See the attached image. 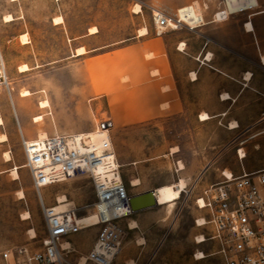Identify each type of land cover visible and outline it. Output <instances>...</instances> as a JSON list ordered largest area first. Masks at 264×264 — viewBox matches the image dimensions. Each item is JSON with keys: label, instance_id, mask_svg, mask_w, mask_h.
<instances>
[{"label": "rangeland", "instance_id": "1", "mask_svg": "<svg viewBox=\"0 0 264 264\" xmlns=\"http://www.w3.org/2000/svg\"><path fill=\"white\" fill-rule=\"evenodd\" d=\"M259 3L257 10L264 9V0H259ZM153 10L178 17V10L172 9L167 0H0V45L11 82L10 89L0 86V118L3 120L0 125V252L21 246L41 249L43 240L48 236L39 191L26 166L24 140H34L42 131L48 135L90 132L100 122L110 118L104 101L97 108L87 102L89 118L78 112L74 105L78 80L67 66L59 65L53 68L54 72L50 70L47 73L60 76L50 93L24 95L25 86L44 84L45 88V70L52 68L49 63L55 62L54 65H57L59 62L56 61L66 55L67 47L72 50L68 36L85 39L87 46L96 48L92 52H97L130 42L144 28L156 33ZM213 12H217L215 19L219 22L211 25H221L233 24L234 20L248 22V14L253 11H245L233 18L227 12L226 5L222 4L219 8L215 7ZM223 13L228 15L220 17ZM201 14L204 17L202 9ZM53 15L60 16L55 19L57 23L64 20L60 28L53 25ZM254 17L255 24L262 30V35L258 36L264 52V15ZM224 19L228 21L223 22ZM188 27L182 22L178 29L167 28L164 32H185L192 39V45H185L184 50L193 54V31H189ZM90 32L94 34L89 35ZM29 40L32 42L23 44ZM201 41L196 38L195 45L199 47ZM80 42L75 41V44ZM231 47L244 57L240 61L244 60L247 72L255 75L252 86L264 92V67L259 64L258 49L250 45L248 38L243 42L241 36L237 35ZM216 53L225 59L236 57L227 47H218ZM25 63L32 68L30 71ZM191 65L193 58L190 55L177 61L183 106L180 112L134 127H113L110 130L122 177L131 196L176 182L181 177L187 182V193L184 192L176 202L167 219V206L156 205L134 212L122 221L126 236L112 264L133 263L130 257L135 256L139 259L138 264H222L219 256L196 258L199 250L209 252L214 248L210 241L199 244L196 241L199 234L206 232V228L196 224L204 212L198 209L196 200L212 183L223 179V170L232 168L236 173L240 172L236 150L242 146L241 139L250 137L243 145L248 152L247 162L252 166H264V126L258 125L245 135L237 136L225 127L226 120L222 124L218 118L207 121L199 119L200 111L220 109L217 93H205V90L213 91L221 80L213 78L201 87H193L191 75L186 79V69ZM19 66L21 72H28L18 75ZM20 86L23 92L14 93V88ZM43 101H48L49 106L41 107ZM242 102L240 111L248 121L257 116L262 108L254 93L246 94ZM261 102L264 103L263 100ZM41 114L44 119L35 121ZM3 138L7 140L2 141ZM173 148L179 152L171 155L170 152L175 153ZM8 152L11 154L10 160L6 155ZM178 161L180 168L176 166ZM181 162L184 169H181ZM16 168L18 176L14 174ZM177 169H181L180 172H176ZM134 178H140L141 184L132 186L131 180ZM60 193L68 195L80 216L89 214L94 224L98 223L97 212L94 211L96 194L91 178L78 176L41 191L45 204L53 207ZM26 212L31 216H25ZM135 220L138 228L132 227ZM32 229L36 231L35 237L31 234ZM101 229L102 225L84 227V233L73 235L77 239L71 246L76 250L68 254L71 264H83V258L87 259ZM85 264L95 263L86 261Z\"/></svg>", "mask_w": 264, "mask_h": 264}, {"label": "crops", "instance_id": "2", "mask_svg": "<svg viewBox=\"0 0 264 264\" xmlns=\"http://www.w3.org/2000/svg\"><path fill=\"white\" fill-rule=\"evenodd\" d=\"M167 2L170 3L172 9L177 10L195 3L200 5L205 17H203V22L197 27H188L189 31H193V54L185 51L186 49H180L182 43H185L186 47L192 45V39L182 31L164 32L161 35H157L154 31L147 29L143 34L138 33L130 42L116 48L97 52H92L96 48L87 46L85 39L80 37L71 38L68 36L67 41L72 45V50L70 51L69 47H67L66 55L56 61L59 62L57 65H54L55 62L49 63L52 64V68L45 70V88H43L44 84H37V87H33L32 85L25 86L24 90H29L31 93H50L56 85V80L60 79L57 73H53V68L59 65L67 66L78 80L76 86V102L74 105L78 109V112H82V116L89 118L87 102L97 108L100 102L104 101L106 111L113 122V127H134L181 111L183 108L182 91L178 76L179 69H177V61L186 55H190L193 58V65L186 69V79L189 78L192 72L197 73V79H191L193 87L195 85L201 87L207 84L209 79L219 78L221 80L214 87L213 91L208 90V88L205 90V93H217L216 98L220 105V109L217 111L204 110L213 116L212 119L218 118L222 124L226 120L225 127L237 136L245 135L247 131L258 125L264 126V103L261 102V100L264 101V92L259 87L252 86L251 81L255 76L254 74L250 81L245 79L246 74L251 71L247 72L244 60L240 61V58L244 59V57L238 50L231 47L235 42L236 35L238 37L241 36L243 42L248 38L250 45L254 49H258L259 64L264 67L261 59L264 52H262L258 36L262 35V30L260 26L257 27L255 24V17L253 18L255 31L248 32L246 29L247 21L240 23L239 20H234L233 24L211 25L219 22L215 19L217 12L213 11L215 7L219 8L222 4L225 6L224 0H167ZM244 13H233L231 16L235 18ZM225 15H228V13H223L220 17ZM262 15L264 13L258 16ZM248 16L249 21L251 18L250 13ZM58 17L60 16L53 15L52 22L55 27L60 28L64 20L61 23L55 22V19ZM61 18L63 19L62 16ZM226 21L228 20L224 19L223 22ZM91 34L94 33L90 32L89 35ZM196 38L202 40L199 47L195 45ZM78 40L79 42L80 40L82 41L75 44V41ZM31 42L29 40L27 43L23 42V44H29ZM220 46L227 47L236 57L225 59L218 56L216 52ZM79 48L83 49V52H79ZM210 52L213 54L212 60H207L206 57ZM234 59L236 60L234 61ZM21 66L18 67V75L32 69L28 65L30 69L21 72ZM37 67H40V65H37ZM50 70H53L51 72L53 74H47ZM14 89V93L23 92L22 86L19 88L15 87ZM226 92L230 93L231 98H222V94ZM248 93H254L260 101L258 105L262 106L257 116L250 121L246 120L240 111L243 104L242 101ZM233 120H237L240 127L230 129L229 125ZM258 134L259 132L252 135L251 138ZM249 139L250 137L241 139L240 145L242 146H239L236 150L241 168L240 172L236 173L232 168H229L236 174H240L242 169H245L247 172L264 169V166H252L251 163L247 162L248 152L243 145ZM242 148L245 152L243 157H241L242 154L240 152ZM177 152H170V154H176ZM176 166L180 168L179 161ZM246 166H248L249 170ZM178 170L180 172L181 169ZM79 233H84V231L81 230L74 235ZM75 239H77V236L73 237V235L68 238L71 246L74 245ZM73 250H76V248ZM130 259L133 261L130 264L139 263V259L136 256L133 258L130 257Z\"/></svg>", "mask_w": 264, "mask_h": 264}, {"label": "built area", "instance_id": "3", "mask_svg": "<svg viewBox=\"0 0 264 264\" xmlns=\"http://www.w3.org/2000/svg\"><path fill=\"white\" fill-rule=\"evenodd\" d=\"M153 20L157 35L167 28L182 26L177 17L160 10H153ZM0 86L11 88L1 45ZM98 128L109 133V138L99 144L90 134H54L24 140L26 166L39 191L48 236L41 249L21 246L1 250L0 264H71L68 254L73 249H64L63 242L83 230L76 220L78 209L71 206L67 212L58 213L53 206L45 204L41 191L78 176H87L93 182L94 209H98V203L104 206L99 212L98 225H102V229L87 260L95 264L113 263L126 236L122 221L134 211L110 135L113 122L109 118L100 122ZM230 170L231 176L223 170V179L212 183L196 200L198 209L204 211L201 217L204 222L199 225L196 220L198 227L206 228L203 233L206 240L202 243L210 241L214 246L213 250L205 252L206 258L219 256L222 264H264V169L254 172L242 169L240 174Z\"/></svg>", "mask_w": 264, "mask_h": 264}, {"label": "bare ground", "instance_id": "4", "mask_svg": "<svg viewBox=\"0 0 264 264\" xmlns=\"http://www.w3.org/2000/svg\"><path fill=\"white\" fill-rule=\"evenodd\" d=\"M224 2H225V5H226L227 12L229 14L252 10L253 12L250 14L251 20H249L246 23V29H247L248 32L255 31V26H254V23H253L252 19H253L254 16H257V15H260V14L264 13V9L257 10V8L260 7L259 0H224ZM177 18L179 19L180 22H184V23L188 24L192 28L199 26L203 22V15L201 14L200 5L198 3H195V4H192V5H189V6H186L184 8L179 9ZM146 31H147V29L144 28L141 31V34L145 33ZM185 45H186L185 43H182L180 45V49L184 50V46ZM79 52H83V49H79ZM212 56H213V54L210 52L207 55L206 59L207 60H212ZM261 59H262V62L264 63V54L262 55ZM191 78L194 79V80L197 79V73L196 72H192ZM251 78H252V74H251V72H248L246 74V78L245 79L247 81H250ZM30 94H31V92L28 91V90H26L24 92V95H30ZM222 98L223 99H229V98H231V95H230V93L226 92V93L222 94ZM48 106H49V102L48 101L41 102V107L46 108ZM225 115H226V113H225ZM212 118H213V116H211V114L208 113L207 111H203L200 114V119L202 121H207V120H210ZM43 119H44V115L41 114V115H38L35 118V121L38 122V121L43 120ZM2 124H3V120L0 118V125H2ZM229 127H230V129H236V128L240 127V124H239V122L237 120H233V121H231ZM81 134H90V137H92L93 141L95 143H97V144L101 143L104 139L109 138L108 131L100 129V128L95 129V130L90 131V132L78 133L77 136H81ZM46 136H49L48 133L45 132V131H42V132H40L38 134L37 138L38 137L44 138ZM6 140H7V138H3L2 139V141H6ZM30 141H32V140H30ZM173 151L175 152V151H177V149L173 148ZM240 152H241L242 156L245 155V152H244L243 148L241 149ZM6 155H7L8 159L10 160L11 159V154L8 152ZM180 165L182 166L181 169H184V167H185L184 164L182 163ZM224 171H225V174L227 176H231L232 175L231 170L225 169ZM14 174L16 176L19 175L18 168H16L14 170ZM140 184H141V179L140 178H134V179L131 180V185L132 186H138ZM186 186H187L186 179L181 177V179L176 181V182L169 183V184H163V185H160V186H158V187L153 189V192H154L155 197H156L157 205H159V206H167V208H168L166 219L172 214V212H173V210L175 208L176 202L179 199L182 198L183 193L184 192L187 193V191H185ZM22 194H24V192H22ZM56 201H57V203H56V205H54V209L58 213L67 212L70 209V207L72 205H74V202L69 199V197H68V195L66 193L58 194ZM200 204H203L202 200L200 201ZM100 210L103 211L104 210V206L102 204L98 203V209L94 210V211L97 212V220H98L97 224H94L93 218L89 214L82 215V216L77 215L76 216V220L83 227V229H84V227L88 228V227H92V226L98 225L99 224V219H100V216H99ZM25 216L30 217L31 214L29 212H26ZM203 222H204L203 218H200L198 220L199 225H201ZM132 227L133 228L138 227V223L136 222V220L132 223ZM31 234H32V236L35 237L36 236V231L34 229H32L31 230ZM205 240H206V237L203 234H199L196 237L197 243H202ZM63 248L64 249L71 248L70 241L63 242ZM205 257H206V254L202 250H199L196 253V258H198V259H204ZM86 261L88 262V260L86 258H83V264H85ZM78 264H81V262H79Z\"/></svg>", "mask_w": 264, "mask_h": 264}, {"label": "water", "instance_id": "5", "mask_svg": "<svg viewBox=\"0 0 264 264\" xmlns=\"http://www.w3.org/2000/svg\"><path fill=\"white\" fill-rule=\"evenodd\" d=\"M156 197L153 190L131 197V206L134 212L156 206Z\"/></svg>", "mask_w": 264, "mask_h": 264}]
</instances>
